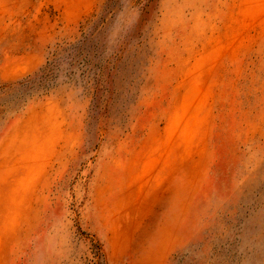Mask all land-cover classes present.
<instances>
[{"label":"rangeland","instance_id":"374dc122","mask_svg":"<svg viewBox=\"0 0 264 264\" xmlns=\"http://www.w3.org/2000/svg\"><path fill=\"white\" fill-rule=\"evenodd\" d=\"M0 264H264V0H0Z\"/></svg>","mask_w":264,"mask_h":264}]
</instances>
